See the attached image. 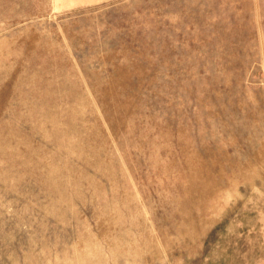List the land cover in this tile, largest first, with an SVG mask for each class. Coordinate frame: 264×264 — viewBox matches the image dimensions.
Returning a JSON list of instances; mask_svg holds the SVG:
<instances>
[{"label": "rangeland", "instance_id": "374dc122", "mask_svg": "<svg viewBox=\"0 0 264 264\" xmlns=\"http://www.w3.org/2000/svg\"><path fill=\"white\" fill-rule=\"evenodd\" d=\"M0 264H264V0H0Z\"/></svg>", "mask_w": 264, "mask_h": 264}]
</instances>
